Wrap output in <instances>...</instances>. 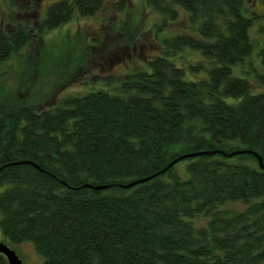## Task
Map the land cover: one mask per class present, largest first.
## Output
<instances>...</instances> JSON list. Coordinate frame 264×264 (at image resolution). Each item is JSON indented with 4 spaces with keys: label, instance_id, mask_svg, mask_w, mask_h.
<instances>
[{
    "label": "trees",
    "instance_id": "16d2710c",
    "mask_svg": "<svg viewBox=\"0 0 264 264\" xmlns=\"http://www.w3.org/2000/svg\"><path fill=\"white\" fill-rule=\"evenodd\" d=\"M251 1L146 0L159 16V53L140 58L147 67L135 66L112 90L52 107L0 103V186H8L0 193L2 235L31 243L43 264H264V92L252 95L255 79L232 73L254 56L255 19L244 14ZM130 4L60 0L37 31L66 23L74 11L94 17ZM178 8L187 32L160 38ZM30 40L21 25L0 30V61ZM186 49L211 64L205 76L186 80L169 60ZM256 80L264 85V75ZM228 97L241 100L228 104ZM197 152L215 153L183 159L187 179L176 164L159 174ZM235 203L243 209L226 208ZM202 217L207 223L197 227ZM0 264H7L1 255Z\"/></svg>",
    "mask_w": 264,
    "mask_h": 264
},
{
    "label": "rangeland",
    "instance_id": "374dc122",
    "mask_svg": "<svg viewBox=\"0 0 264 264\" xmlns=\"http://www.w3.org/2000/svg\"><path fill=\"white\" fill-rule=\"evenodd\" d=\"M58 1L0 0V30L14 31L21 25L31 35L27 45L0 61V103L5 102L13 108L28 106L39 110L55 106L68 96H82L97 89L112 90L135 66H148L140 58L146 54L151 58L159 53L154 45L156 34L153 33L159 16L146 5V0H130V6L116 14L107 11L94 17H82L74 11L66 23L39 34L37 29L47 8ZM249 2L245 3L244 14L255 19L251 29L254 56L248 58L242 67L234 66L232 73L248 81L254 78L256 84L251 86L250 93L255 95L264 92V85L256 80L257 75H264L258 56L263 44L259 28L264 27V5L260 0ZM186 24V14L178 8V16L160 28L158 36L187 32ZM124 46L130 48L120 50ZM169 60L183 69L186 80L205 76L211 67L201 53L187 49ZM250 65L259 70L257 75ZM197 66L201 67L195 70ZM240 100L224 98L228 104H237ZM188 162L181 160L175 166L182 179L188 178ZM6 188L7 185L0 186V193ZM226 208L236 211L242 210L243 206L235 203L226 205ZM206 223L203 217L195 220L197 227H204ZM0 243L13 249L22 264H43V258L31 243L12 244L1 231Z\"/></svg>",
    "mask_w": 264,
    "mask_h": 264
},
{
    "label": "water",
    "instance_id": "95a60500",
    "mask_svg": "<svg viewBox=\"0 0 264 264\" xmlns=\"http://www.w3.org/2000/svg\"><path fill=\"white\" fill-rule=\"evenodd\" d=\"M214 153L215 152H197V153H191V154H187V155L181 156V157L175 159L174 161H172L165 169H163L161 172H159V174L166 172L167 169L173 167L175 164H177L179 161H181L183 159L194 158V157L202 156V155L211 156ZM239 153H243V152L242 151H237L235 153L228 154L227 156L231 157V156L239 154ZM258 162H259L261 168L264 170V167L261 165V162H260L259 158H258ZM21 164H28V165H31V166H35L33 163L28 162V161L21 162ZM152 177L153 176L148 177L146 179H142V180H139V181H135V182L129 183L128 185L125 186V188H129V187H132V186L137 185L139 183L146 182V181L150 180ZM103 188L104 187L99 186V187H97L95 189H103ZM0 254L5 257V259L8 262V264H21L22 263L21 260L15 255L14 251H12L10 248H8V246H6L3 243H0Z\"/></svg>",
    "mask_w": 264,
    "mask_h": 264
},
{
    "label": "bare ground",
    "instance_id": "6f19581e",
    "mask_svg": "<svg viewBox=\"0 0 264 264\" xmlns=\"http://www.w3.org/2000/svg\"><path fill=\"white\" fill-rule=\"evenodd\" d=\"M12 164H15V165H21V161L19 162V161H17V162H15V163H12ZM38 167V166H37ZM36 167V168H37ZM86 187V186H85ZM88 187H89V185H88ZM12 251H14L13 249H11ZM35 250V249H34ZM36 252V251H35ZM14 253H15V251H14ZM15 255L17 256V254L15 253ZM18 257V256H17ZM42 257V256H41ZM43 258V257H42ZM7 264H8V262H7Z\"/></svg>",
    "mask_w": 264,
    "mask_h": 264
}]
</instances>
